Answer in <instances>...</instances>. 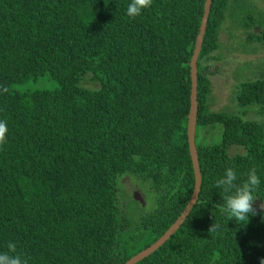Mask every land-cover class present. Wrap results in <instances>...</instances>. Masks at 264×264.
Instances as JSON below:
<instances>
[{
  "label": "trees",
  "instance_id": "obj_1",
  "mask_svg": "<svg viewBox=\"0 0 264 264\" xmlns=\"http://www.w3.org/2000/svg\"><path fill=\"white\" fill-rule=\"evenodd\" d=\"M129 3L0 0V120L8 122L0 252L12 241L27 264H121L158 238L190 197L189 60L204 0H152L135 18L126 14ZM263 14L255 0H211L197 58L198 198L181 225L133 264L264 258V213L239 225L215 208L223 202L215 181L229 166L237 182L255 166L264 199V71L237 82L235 111L210 108L208 78L225 17L246 42L264 44ZM251 110L262 118L246 117ZM124 176L145 204L131 193L120 201ZM213 213L223 227L210 235Z\"/></svg>",
  "mask_w": 264,
  "mask_h": 264
},
{
  "label": "rangeland",
  "instance_id": "obj_2",
  "mask_svg": "<svg viewBox=\"0 0 264 264\" xmlns=\"http://www.w3.org/2000/svg\"><path fill=\"white\" fill-rule=\"evenodd\" d=\"M255 4L264 10V0H255ZM254 13L257 15V12ZM228 19L229 17H225L219 31V39L222 41L220 55L214 56L208 61L209 71L211 70L208 73L211 85L209 100L210 108L214 110L223 108L235 111L237 106L233 93L237 82L243 78L256 77L260 71H264V44L258 40L246 42L244 31L241 28L232 29L229 27ZM249 29L258 32L260 26L254 24ZM90 83L91 81L88 82V84ZM245 116L262 118V115L252 110ZM120 189L121 202H124L130 193L133 196L134 191H138L130 176L121 178ZM143 203L145 204L144 200Z\"/></svg>",
  "mask_w": 264,
  "mask_h": 264
},
{
  "label": "clouds",
  "instance_id": "obj_3",
  "mask_svg": "<svg viewBox=\"0 0 264 264\" xmlns=\"http://www.w3.org/2000/svg\"><path fill=\"white\" fill-rule=\"evenodd\" d=\"M152 0H130L127 6L126 14L135 18L142 14V11L151 7ZM7 92V87H2ZM8 122L0 120V146L7 142ZM245 178L237 182V173L233 167L226 168L222 177L216 179L215 187L219 189L222 197V203L215 205L219 212L226 216L227 220H235L239 225H247L251 216L264 213V199L258 195V188L261 184L260 176L257 174L255 166L244 174ZM257 201L259 203L257 204ZM214 217L215 214L213 213ZM264 219V216H262ZM222 225L216 219L209 226L207 231L212 234H218L222 231ZM8 251L0 252V264H27V259H23L17 252V244L9 241L6 245ZM260 264H264V258H261Z\"/></svg>",
  "mask_w": 264,
  "mask_h": 264
},
{
  "label": "water",
  "instance_id": "obj_4",
  "mask_svg": "<svg viewBox=\"0 0 264 264\" xmlns=\"http://www.w3.org/2000/svg\"><path fill=\"white\" fill-rule=\"evenodd\" d=\"M211 0H204L203 3V13L201 16L199 29L195 37L193 51L189 60L190 65V105L189 111L187 115V125H186V135H187V143L189 149V155L191 158V164L194 173V184L190 197L188 198L185 206L183 207L180 214L176 217V219L165 229V231L156 238L153 242H151L146 247L142 248L138 252L131 255L121 264H133L137 260L143 258L148 255L152 251H154L157 247H159L183 222L194 203L198 198V194L201 187V170L198 161V152L196 149L195 143V128H196V117H197V109H198V99H197V58L201 49V44L203 40V35L206 29V24L208 20V14L210 11ZM136 199L143 201L142 195L135 190L134 195Z\"/></svg>",
  "mask_w": 264,
  "mask_h": 264
}]
</instances>
